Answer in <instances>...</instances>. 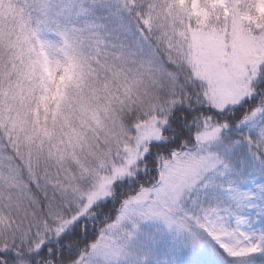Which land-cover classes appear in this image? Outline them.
I'll return each mask as SVG.
<instances>
[{"label":"snow or ice","instance_id":"6c2138e0","mask_svg":"<svg viewBox=\"0 0 264 264\" xmlns=\"http://www.w3.org/2000/svg\"><path fill=\"white\" fill-rule=\"evenodd\" d=\"M0 264H264V0H0Z\"/></svg>","mask_w":264,"mask_h":264}]
</instances>
